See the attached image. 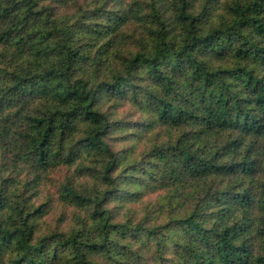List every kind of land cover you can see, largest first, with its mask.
I'll use <instances>...</instances> for the list:
<instances>
[{
    "label": "trees",
    "instance_id": "1",
    "mask_svg": "<svg viewBox=\"0 0 264 264\" xmlns=\"http://www.w3.org/2000/svg\"><path fill=\"white\" fill-rule=\"evenodd\" d=\"M0 264H264V0H0Z\"/></svg>",
    "mask_w": 264,
    "mask_h": 264
},
{
    "label": "rangeland",
    "instance_id": "2",
    "mask_svg": "<svg viewBox=\"0 0 264 264\" xmlns=\"http://www.w3.org/2000/svg\"><path fill=\"white\" fill-rule=\"evenodd\" d=\"M77 164H78V163H75L74 165L70 166L71 170H72V169H75L76 166H77ZM66 170H67V168H66ZM63 171H64V170H63ZM63 171H62V173H63ZM60 175H61V174H60ZM124 210H126V208H124ZM134 216H137V214H134Z\"/></svg>",
    "mask_w": 264,
    "mask_h": 264
}]
</instances>
